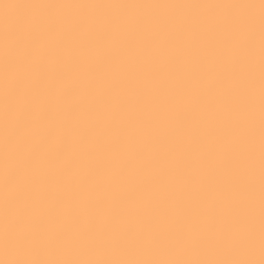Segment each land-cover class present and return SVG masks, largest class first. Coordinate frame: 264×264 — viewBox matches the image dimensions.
I'll return each mask as SVG.
<instances>
[{"label": "snow or ice", "instance_id": "obj_1", "mask_svg": "<svg viewBox=\"0 0 264 264\" xmlns=\"http://www.w3.org/2000/svg\"><path fill=\"white\" fill-rule=\"evenodd\" d=\"M0 264H264V0H0Z\"/></svg>", "mask_w": 264, "mask_h": 264}]
</instances>
